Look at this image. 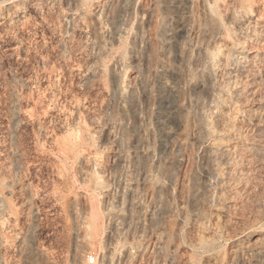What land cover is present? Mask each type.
Segmentation results:
<instances>
[{"label":"rangeland","instance_id":"1","mask_svg":"<svg viewBox=\"0 0 264 264\" xmlns=\"http://www.w3.org/2000/svg\"><path fill=\"white\" fill-rule=\"evenodd\" d=\"M90 256L264 264V0H0V264Z\"/></svg>","mask_w":264,"mask_h":264},{"label":"bare ground","instance_id":"2","mask_svg":"<svg viewBox=\"0 0 264 264\" xmlns=\"http://www.w3.org/2000/svg\"><path fill=\"white\" fill-rule=\"evenodd\" d=\"M207 61L204 63V65H203V67H202V72L203 73H206V74H211L212 73V70H213V67H214V60H213V57H212V55H209V56H207ZM236 58V57H235ZM232 59V58H231ZM234 59V58H233ZM217 61V60H216ZM239 64V63H238ZM229 87V86H228ZM225 89V88H224ZM237 89V88H236ZM230 90H231V88H230ZM224 91V90H223ZM226 91H227V88H226ZM235 91V90H234ZM227 94V93H226ZM234 97V96H233ZM236 97V96H235ZM221 103V102H220ZM211 125V124H210ZM210 125L208 126V125H205V127H203L204 128V131L206 132V133H209V132H213V130H214V128L213 127H210ZM223 146H225V145H223ZM229 147V146H228ZM228 147H226L224 150L225 151H230L229 149H228ZM224 148V147H223ZM222 148V149H223ZM230 148V147H229ZM223 150V151H224ZM224 151V152H225Z\"/></svg>","mask_w":264,"mask_h":264},{"label":"built area","instance_id":"3","mask_svg":"<svg viewBox=\"0 0 264 264\" xmlns=\"http://www.w3.org/2000/svg\"><path fill=\"white\" fill-rule=\"evenodd\" d=\"M88 260L92 264H103L101 261H98L97 258H95L94 256H90Z\"/></svg>","mask_w":264,"mask_h":264}]
</instances>
